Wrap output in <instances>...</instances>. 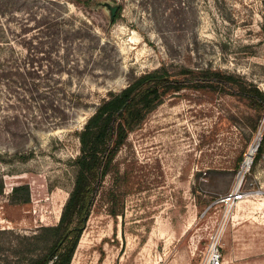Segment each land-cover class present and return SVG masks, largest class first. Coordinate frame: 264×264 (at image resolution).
I'll return each mask as SVG.
<instances>
[{
	"label": "rangeland",
	"instance_id": "1",
	"mask_svg": "<svg viewBox=\"0 0 264 264\" xmlns=\"http://www.w3.org/2000/svg\"><path fill=\"white\" fill-rule=\"evenodd\" d=\"M162 67L185 85L129 132L71 264H201L216 232L222 264H264V148L244 166L264 109L197 79L221 71L264 92V0H0V264L45 250L37 234L59 222L81 130ZM241 171L252 195L225 214ZM21 185L29 199L14 202Z\"/></svg>",
	"mask_w": 264,
	"mask_h": 264
},
{
	"label": "trees",
	"instance_id": "2",
	"mask_svg": "<svg viewBox=\"0 0 264 264\" xmlns=\"http://www.w3.org/2000/svg\"><path fill=\"white\" fill-rule=\"evenodd\" d=\"M197 79L230 86L236 94L248 98L252 106L264 109V92L255 85L243 83L233 74L207 70ZM184 83L185 80L175 77L166 67L157 68L142 74L118 93H112L98 106L80 132L75 182L63 205L59 222L44 226L42 233L37 234L38 238L48 240L49 244L27 264H71L95 197L105 177L113 172L115 158L126 143L129 132L146 118L167 93L182 89ZM263 148L264 138L258 149L263 151ZM0 181L1 195L4 184ZM21 190H26L22 199L18 197ZM10 199L14 202L27 201V187H14Z\"/></svg>",
	"mask_w": 264,
	"mask_h": 264
},
{
	"label": "built area",
	"instance_id": "3",
	"mask_svg": "<svg viewBox=\"0 0 264 264\" xmlns=\"http://www.w3.org/2000/svg\"><path fill=\"white\" fill-rule=\"evenodd\" d=\"M245 177V176H244ZM253 190L249 187H245L244 180L237 186L235 184L234 188L223 196L221 202L225 207L226 212H230L238 201L248 197ZM223 263V252L221 243V234L216 232L209 242L206 248L204 257L201 264H222Z\"/></svg>",
	"mask_w": 264,
	"mask_h": 264
},
{
	"label": "bare ground",
	"instance_id": "4",
	"mask_svg": "<svg viewBox=\"0 0 264 264\" xmlns=\"http://www.w3.org/2000/svg\"><path fill=\"white\" fill-rule=\"evenodd\" d=\"M260 135V134H259ZM261 136V135H260ZM258 137L257 138V141H258V143H257V141L251 146V149L249 150V153H248V155H247V159H246V161H245V163H244V166H249V163L251 162L252 163V159H253V157H254V153L256 152V150H258V147H259V141H260V139H261V137ZM252 160V161H251ZM251 165V164H250ZM241 174H243V172L241 171L240 172V174H239V180H238V182H237V186L243 181V176L241 175ZM251 195H252V193H251ZM250 196V195H249ZM242 200H244V199H242ZM242 200H240V202L242 201ZM239 202V201H238ZM239 203H237V205H238Z\"/></svg>",
	"mask_w": 264,
	"mask_h": 264
},
{
	"label": "water",
	"instance_id": "5",
	"mask_svg": "<svg viewBox=\"0 0 264 264\" xmlns=\"http://www.w3.org/2000/svg\"><path fill=\"white\" fill-rule=\"evenodd\" d=\"M116 10H117V7H113L112 8V13L115 14L116 13Z\"/></svg>",
	"mask_w": 264,
	"mask_h": 264
},
{
	"label": "crops",
	"instance_id": "6",
	"mask_svg": "<svg viewBox=\"0 0 264 264\" xmlns=\"http://www.w3.org/2000/svg\"><path fill=\"white\" fill-rule=\"evenodd\" d=\"M239 205V204H238Z\"/></svg>",
	"mask_w": 264,
	"mask_h": 264
}]
</instances>
